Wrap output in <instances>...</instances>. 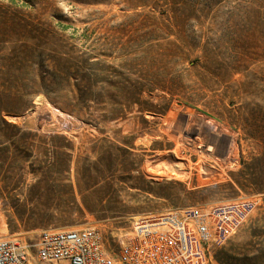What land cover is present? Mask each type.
Masks as SVG:
<instances>
[{"label": "rangeland", "instance_id": "1", "mask_svg": "<svg viewBox=\"0 0 264 264\" xmlns=\"http://www.w3.org/2000/svg\"><path fill=\"white\" fill-rule=\"evenodd\" d=\"M17 83L0 237L92 227L117 250L143 217L249 200L208 264L264 248V0H0Z\"/></svg>", "mask_w": 264, "mask_h": 264}, {"label": "built area", "instance_id": "2", "mask_svg": "<svg viewBox=\"0 0 264 264\" xmlns=\"http://www.w3.org/2000/svg\"><path fill=\"white\" fill-rule=\"evenodd\" d=\"M249 200L186 207L138 220L115 250L92 227L42 230L31 240L0 238V264H208L254 211Z\"/></svg>", "mask_w": 264, "mask_h": 264}, {"label": "trees", "instance_id": "3", "mask_svg": "<svg viewBox=\"0 0 264 264\" xmlns=\"http://www.w3.org/2000/svg\"><path fill=\"white\" fill-rule=\"evenodd\" d=\"M34 4H32V7L34 8ZM25 27L31 26L29 23H25ZM35 87V84H32V87H29L28 85L17 83V84H6L3 85V92H0L1 95H4V97H13L12 90H15V94L19 96V99L21 96L20 93H23L24 96H30L32 93L28 90H33ZM28 89V90H27ZM8 91V93H6ZM15 96V95H14ZM16 97V96H15ZM21 100V99H20ZM7 113L10 114H20L16 111H9L6 110ZM0 125H3L5 127L13 126L10 122H8L6 119L3 118L1 112H0ZM220 264H264V248L257 249V255H254L253 257H244V259H238V257L235 256H226V259L224 261L219 260ZM236 262V263H234Z\"/></svg>", "mask_w": 264, "mask_h": 264}, {"label": "bare ground", "instance_id": "4", "mask_svg": "<svg viewBox=\"0 0 264 264\" xmlns=\"http://www.w3.org/2000/svg\"><path fill=\"white\" fill-rule=\"evenodd\" d=\"M226 136V135H225ZM214 138V137H213ZM75 230V229H74ZM5 237V236H4ZM1 238V237H0Z\"/></svg>", "mask_w": 264, "mask_h": 264}]
</instances>
